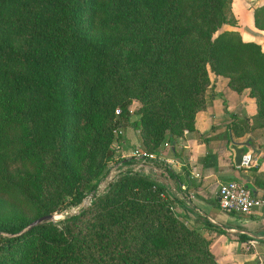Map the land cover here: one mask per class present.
I'll use <instances>...</instances> for the list:
<instances>
[{"label":"trees","instance_id":"trees-1","mask_svg":"<svg viewBox=\"0 0 264 264\" xmlns=\"http://www.w3.org/2000/svg\"><path fill=\"white\" fill-rule=\"evenodd\" d=\"M253 21L264 29V4ZM224 23L235 24L230 0H0V264H219L201 232L159 200L171 195L166 175L174 173L150 154L192 128L204 106L205 64L233 89L248 88L264 125V47ZM127 35L143 62L132 119ZM175 62L176 88L199 102L179 131L162 73ZM127 128L137 130L144 154L119 156L126 167L95 192L111 142ZM141 160L146 170L131 168ZM88 192L91 205L60 224L46 219L15 234L64 197L77 205ZM78 220L89 233L80 234Z\"/></svg>","mask_w":264,"mask_h":264},{"label":"crops","instance_id":"crops-1","mask_svg":"<svg viewBox=\"0 0 264 264\" xmlns=\"http://www.w3.org/2000/svg\"><path fill=\"white\" fill-rule=\"evenodd\" d=\"M263 4L264 0H230L235 24L226 28L264 47V29L253 21V9ZM208 76L204 106L194 112L192 128L166 137L164 146L150 155L163 159L174 173L166 175L171 196L193 217L188 223L200 229L219 264H264V210L226 211L218 206L216 194L218 183L228 178L243 182L254 194H264V125L255 119V99L247 87L237 91L226 76ZM138 140L127 128L118 144L136 145ZM245 140L249 146H244V160L234 165L231 141L240 145Z\"/></svg>","mask_w":264,"mask_h":264},{"label":"rangeland","instance_id":"rangeland-1","mask_svg":"<svg viewBox=\"0 0 264 264\" xmlns=\"http://www.w3.org/2000/svg\"><path fill=\"white\" fill-rule=\"evenodd\" d=\"M227 25H228L227 23H224V24H222L221 27L224 29H228V28H226ZM123 31H125V30L122 29V32ZM128 32H129V30H128ZM122 41L125 42L124 47L122 48V51L125 54L127 51H129L128 58L133 59L131 62V65L127 66L126 79H125V83L129 80V85L127 86V92L131 96L130 97L131 102L129 103L128 108H129L130 113H131L130 119H132L134 117L137 118L139 116V109H140V106L142 105L141 100L139 98L135 97V92H136V89L138 87V81H139V78L141 75V68L143 66L142 60L137 57V54L141 52V45L137 44V42L135 40H133V37L129 36V35L124 37V39ZM118 48H119V46H118ZM134 50H136V53ZM176 66H177V62L168 64L166 67H164L162 69V73L165 76V78L167 79L169 86H170L168 98H167V104H168L167 109H168V114H169L168 118L171 121V125L173 126V128L176 131H179L181 128V124L188 125L189 116L191 114V111L193 110L194 107L197 106V104L199 102L188 103V101L186 100V96H185L186 93L183 91V88L180 86L178 88H176V85L178 84L177 79L174 78V73L177 72V70H174V68H176ZM205 67L207 70V77H208V84L205 88V90H206L209 87L208 86L209 85L208 74L212 75L213 72H211L208 69L207 64H205ZM135 132L137 133V130H135ZM164 139H166V137H164ZM163 140L158 145V148L160 146H164L162 143ZM111 145L114 148L113 157H112V159H110L107 162L106 173H105L104 177L100 178V180L97 182L95 192L104 191L105 185L107 184V182L112 180L119 173V171H122L126 167L125 164L118 165L119 162H116V159L119 156H128L134 148H137L139 151H141L143 149L142 145L139 144V140L137 141L136 145H129L128 143L118 144V142L115 139H113L111 142ZM154 152H157V150ZM147 164H150V163H147V161L141 160L138 163L136 162V163L131 164V168L137 169V168L141 167L143 169V168L147 167L146 166ZM159 170H161V169H159ZM91 193L92 192H88L77 205H65L66 197H64L63 198L64 201L61 202V204L58 206L59 208L57 210L51 212L52 214H54L52 221L56 222L57 224H60L65 215H68L71 213H77V212H79L80 209L89 207L91 205L90 204L91 198H92ZM158 197H159V200L161 202L166 203V205L168 206L169 213H171L172 216H176V217L184 220L187 224H189L187 218L188 217L193 218V217L191 215H187V213L185 212V209L182 208V206L171 195H169L166 192H163V193H158ZM164 197L168 198L169 202L168 201L165 202ZM89 210L93 211L94 208L93 207L89 208ZM81 217H83V215ZM85 221L86 220H83L81 222H80V220L77 221V223H78L77 228L81 229L80 234H83V235H84V233H83L84 231L88 232V233L90 231V228L85 223ZM189 225L194 227L198 231H200V229H198L196 226L191 225V224H189ZM85 237H86V235H85Z\"/></svg>","mask_w":264,"mask_h":264},{"label":"built area","instance_id":"built-area-1","mask_svg":"<svg viewBox=\"0 0 264 264\" xmlns=\"http://www.w3.org/2000/svg\"><path fill=\"white\" fill-rule=\"evenodd\" d=\"M117 111L118 109H115V112ZM112 132L114 134L120 133L121 129L115 127ZM142 154L144 152L134 148L129 155L138 156ZM216 194L218 206L223 210L239 214H249L254 209L264 210V194H254L247 185L237 179L228 178L219 182Z\"/></svg>","mask_w":264,"mask_h":264},{"label":"water","instance_id":"water-1","mask_svg":"<svg viewBox=\"0 0 264 264\" xmlns=\"http://www.w3.org/2000/svg\"><path fill=\"white\" fill-rule=\"evenodd\" d=\"M249 146L248 140L242 141L240 145H237L235 141H231L230 148L233 150V156H232V161L234 165H239L240 162H242L244 159L242 158V154L244 151V146ZM54 217V214L49 213V214H43L39 215L32 220H30L25 226H23L20 230L15 232V234L22 233L26 229L30 228L32 225L36 224L37 222H40L42 220H52Z\"/></svg>","mask_w":264,"mask_h":264}]
</instances>
